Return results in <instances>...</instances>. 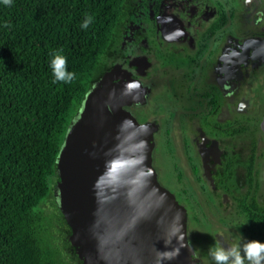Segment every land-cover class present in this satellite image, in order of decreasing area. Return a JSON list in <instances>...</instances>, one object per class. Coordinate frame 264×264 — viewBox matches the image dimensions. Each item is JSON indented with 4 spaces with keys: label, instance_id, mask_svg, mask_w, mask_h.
<instances>
[{
    "label": "flooded vegetation",
    "instance_id": "flooded-vegetation-1",
    "mask_svg": "<svg viewBox=\"0 0 264 264\" xmlns=\"http://www.w3.org/2000/svg\"><path fill=\"white\" fill-rule=\"evenodd\" d=\"M117 26L112 66L140 97L123 108L155 126L152 153H167L175 187L162 186L203 207L213 230H189L186 215V240L196 264H215L217 241H249L218 221L235 199L264 208V0H127Z\"/></svg>",
    "mask_w": 264,
    "mask_h": 264
},
{
    "label": "trees",
    "instance_id": "trees-1",
    "mask_svg": "<svg viewBox=\"0 0 264 264\" xmlns=\"http://www.w3.org/2000/svg\"><path fill=\"white\" fill-rule=\"evenodd\" d=\"M126 1L0 5V264H81L52 195L55 158L85 92L112 66L117 18ZM86 16L92 21L82 29ZM54 52L66 57V69L75 73L71 82H52ZM251 177L246 174L247 183ZM181 178L176 175L178 183ZM194 202L185 206L189 230L212 231L203 207ZM234 210L218 221L261 242L260 203L241 193Z\"/></svg>",
    "mask_w": 264,
    "mask_h": 264
},
{
    "label": "water",
    "instance_id": "water-1",
    "mask_svg": "<svg viewBox=\"0 0 264 264\" xmlns=\"http://www.w3.org/2000/svg\"><path fill=\"white\" fill-rule=\"evenodd\" d=\"M124 78L113 65L91 84L56 155L52 195L68 241L81 264H196L186 210L151 165L156 128L123 108L140 100Z\"/></svg>",
    "mask_w": 264,
    "mask_h": 264
},
{
    "label": "clouds",
    "instance_id": "clouds-1",
    "mask_svg": "<svg viewBox=\"0 0 264 264\" xmlns=\"http://www.w3.org/2000/svg\"><path fill=\"white\" fill-rule=\"evenodd\" d=\"M13 0H0V5L11 6ZM92 17L86 16L81 28H87ZM67 59L60 52H54L49 61V67L53 76V83H69L75 78V73L66 69ZM244 240V238H240ZM215 264H264V242L251 240L231 247L223 246L219 241L209 249L208 253Z\"/></svg>",
    "mask_w": 264,
    "mask_h": 264
},
{
    "label": "rangeland",
    "instance_id": "rangeland-1",
    "mask_svg": "<svg viewBox=\"0 0 264 264\" xmlns=\"http://www.w3.org/2000/svg\"><path fill=\"white\" fill-rule=\"evenodd\" d=\"M175 139H178V136L175 137ZM159 147V146H158ZM151 157H152V167L155 170L157 176L159 177V183L161 185H164L165 187H168L171 191L172 188L175 187L174 186V181H168L166 176L168 175V171L169 169V164H170V160H168L167 158V153H164V151H162V149L159 147V149L157 148V150H155L153 153H151ZM171 179H173V176L170 175L168 176ZM188 227H189V221H188ZM194 231L198 232L197 228L193 229ZM193 236H194V232ZM206 234V233H204ZM198 238H203L201 233L198 235H196L195 237Z\"/></svg>",
    "mask_w": 264,
    "mask_h": 264
}]
</instances>
